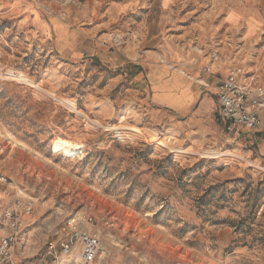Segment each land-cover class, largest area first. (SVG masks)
Masks as SVG:
<instances>
[{
    "label": "rangeland",
    "instance_id": "rangeland-1",
    "mask_svg": "<svg viewBox=\"0 0 264 264\" xmlns=\"http://www.w3.org/2000/svg\"><path fill=\"white\" fill-rule=\"evenodd\" d=\"M78 13L90 21L78 26L110 24L108 54L130 45L145 65L157 51L193 78L197 101L159 108L124 66L73 58L38 28ZM235 65L264 87V0H0V212L34 202L15 263L90 216L94 264H264V127L229 133L218 112L215 88ZM59 137L80 152L55 153Z\"/></svg>",
    "mask_w": 264,
    "mask_h": 264
},
{
    "label": "built area",
    "instance_id": "built-area-1",
    "mask_svg": "<svg viewBox=\"0 0 264 264\" xmlns=\"http://www.w3.org/2000/svg\"><path fill=\"white\" fill-rule=\"evenodd\" d=\"M216 52L215 54H217ZM219 56L215 55L214 57ZM207 89L209 83L202 80ZM218 112L229 133L237 128L254 131L261 126L264 110V87L244 67L233 66L217 86ZM1 156V147H0ZM5 182V177H1ZM34 210L31 199L18 197L11 207L0 212V264H94L99 256L101 237L86 225L93 224L90 216L70 217L55 231L44 254L39 259L26 258L15 263L14 246L25 241L27 218ZM169 264H201L193 260H176Z\"/></svg>",
    "mask_w": 264,
    "mask_h": 264
},
{
    "label": "crops",
    "instance_id": "crops-1",
    "mask_svg": "<svg viewBox=\"0 0 264 264\" xmlns=\"http://www.w3.org/2000/svg\"><path fill=\"white\" fill-rule=\"evenodd\" d=\"M85 19L84 14L78 13L67 21L53 18L49 20V24L38 22L37 25L41 33L50 37L56 49L62 53H67L73 58L97 54L105 59L104 61H110V65L124 66L125 72L124 69L121 72H124L125 78L130 73L134 84L142 83L149 87L151 101L159 108L182 110L197 101L199 92L195 88L193 78L187 77L179 69L173 70L169 65L157 63V51H149L142 55L143 62L147 63L145 65L134 62L139 54L130 45L108 54L102 45L108 34L105 30L110 24L102 21L93 26H81L87 22ZM149 59L152 62H149ZM194 74H197L196 70ZM218 81L220 82V79ZM215 90L217 94V87ZM261 127H264V110L261 112Z\"/></svg>",
    "mask_w": 264,
    "mask_h": 264
},
{
    "label": "bare ground",
    "instance_id": "bare-ground-1",
    "mask_svg": "<svg viewBox=\"0 0 264 264\" xmlns=\"http://www.w3.org/2000/svg\"><path fill=\"white\" fill-rule=\"evenodd\" d=\"M19 80H22V81H25L26 83H30L31 84V80H29L28 78H26L25 76H19V78H17ZM20 81V82H22ZM37 87H39L37 85ZM52 95V94H51ZM68 103V102H67ZM71 105V104H70ZM74 108V107H73ZM74 110L77 112V113H80V111L77 109V108H74ZM124 117L121 118V120H123ZM126 120V119H125ZM122 122V121H121ZM121 124V123H120ZM112 129L114 130H125V129H129L131 130L132 132L136 133V135L138 134H141V130L138 129V128H134V127H126V126H123V125H113L111 126ZM155 137V136H154ZM168 142L169 139H168ZM159 145L161 146H166V144L163 142V140H159L158 142ZM81 150V145L79 143H75V142H72L68 139H65V138H62V137H59L57 138L54 142H53V151L55 153H65L66 155L70 156V157H73L75 156L76 154H78Z\"/></svg>",
    "mask_w": 264,
    "mask_h": 264
}]
</instances>
